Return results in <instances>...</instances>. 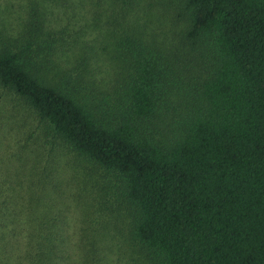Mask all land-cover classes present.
I'll use <instances>...</instances> for the list:
<instances>
[{
	"label": "trees",
	"instance_id": "1",
	"mask_svg": "<svg viewBox=\"0 0 264 264\" xmlns=\"http://www.w3.org/2000/svg\"><path fill=\"white\" fill-rule=\"evenodd\" d=\"M176 8L171 40L121 41L132 58L116 118L46 79L30 42L0 48V85L116 178L148 264H264V0Z\"/></svg>",
	"mask_w": 264,
	"mask_h": 264
},
{
	"label": "rangeland",
	"instance_id": "2",
	"mask_svg": "<svg viewBox=\"0 0 264 264\" xmlns=\"http://www.w3.org/2000/svg\"><path fill=\"white\" fill-rule=\"evenodd\" d=\"M130 1L0 0V48L30 42L46 79L116 118L132 58L121 41H169L179 15L180 0ZM172 127L160 124L157 136ZM132 223L116 178L67 148L0 85V264H148Z\"/></svg>",
	"mask_w": 264,
	"mask_h": 264
}]
</instances>
